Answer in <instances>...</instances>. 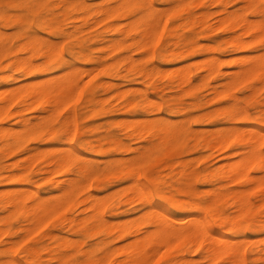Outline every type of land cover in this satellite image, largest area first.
Returning <instances> with one entry per match:
<instances>
[{"label":"rangeland","instance_id":"obj_1","mask_svg":"<svg viewBox=\"0 0 264 264\" xmlns=\"http://www.w3.org/2000/svg\"><path fill=\"white\" fill-rule=\"evenodd\" d=\"M16 1L0 0V17L2 18H0V30L3 34L5 33L4 39L10 45V50L0 60V88L17 82L42 79L51 76L50 74L60 73L62 70H69V72L75 70L77 75L79 73L81 88L78 96L58 113L59 115L55 120L57 130L54 135L48 132L36 135L27 134L25 132L27 129L20 118L31 117L32 120H36L35 115L39 114V112L34 109H24L19 115L14 113L19 110V105L17 103L12 105L11 114L0 122V126L4 124L11 133V129H13V133H22V144L13 152L0 150V173L6 175L15 171H26L22 186L34 188L40 194H46L49 191L55 193L58 191V185L63 183L64 179L66 182L76 177L75 171L81 162L88 160L98 168V173L92 180L94 182L91 183V190L97 197L101 196L105 200L104 214L106 219L112 222L113 229L102 230L96 228L97 222L92 217L95 207L92 206V202H87L90 205L81 203L80 200L83 195H80L77 200L67 207L42 219H46L43 222L38 221L27 226L23 216L22 222L19 217L10 221L8 223L9 231L0 236V263L4 264L7 262L12 264L14 261L18 263L23 261L24 264H89L91 259L109 257V264H112L122 257V246L120 245H123V242L126 244L127 239V241H130L132 240L131 238L135 237L133 232L119 235L114 227L119 224L120 220L121 223L135 224L132 227L135 228L142 219L144 221L143 214L148 208L143 201L128 198L133 195L131 188L136 178L139 182L145 183L156 206L158 203L163 205L170 215L176 217L185 216L190 212L188 210L193 208L190 204L185 203L186 200L191 201L196 192L199 195V200L204 203L206 190L219 184L217 180L214 182L206 181L204 173L209 169H216L227 160L236 157V155L231 153L234 148L222 151L217 149V147H212L207 142L208 136L214 130L232 126L246 128L259 125L264 130V80L258 81L257 78L252 77L248 80L232 82L230 79L231 72L237 70L242 65V60L244 61V58L247 59L248 55L251 57L264 54V45L253 44L250 47L233 49L226 42L227 39L229 40L236 36H240L245 40L256 35L263 37L264 35L260 34V32L264 28L245 33V28H229L219 21V17L224 13L235 11L240 12L243 16L247 15L246 17L250 20H262L264 15L261 12H257L255 7L246 9L243 0H154L156 6L158 8L161 6L162 8L165 24L156 40L153 53H151V48L140 45L143 36L136 27V25L141 24L138 20L144 13L143 10H120L112 16H107L101 12L95 14L97 7L109 4H102V0H87L89 7L84 11L82 9L78 10L76 6L66 8L58 0H49L48 5L44 6L45 8L42 7L35 12H27L22 9V24L13 20L4 21L3 13L13 15L18 12ZM110 3L113 4L112 2ZM175 3L179 5L176 6ZM85 14L88 15L87 20H80L79 17H76L77 15ZM42 16L52 19L54 27L59 26L66 33L58 34L55 33L53 28H44L40 22ZM100 16H102V19ZM133 20L134 22L137 20L136 24ZM114 23H118L120 26L128 28V30L125 32L110 30V25ZM127 23L130 26L134 23L133 28H129ZM16 24H20L21 27H13ZM36 34L44 36L49 43L57 42L62 46L63 57L60 65L63 67L55 65L48 73L49 75L42 72L24 74L23 70L17 69L12 63V51L18 50L29 37ZM117 39L122 40V44L115 46L112 44V49H110V43ZM76 42H83L89 46L93 50V58L86 60L79 55L71 54L69 49ZM84 47L82 46V48ZM163 47L175 51L181 49L183 53L181 56L174 58L168 53L162 59L157 54ZM237 54L239 55V60L237 59ZM240 54L244 55L243 58ZM19 55L27 56L29 53L20 51ZM212 59L214 60L212 61ZM37 60L42 61L43 59L39 57ZM103 63L107 66L110 64L109 69L112 75L109 76L104 71H100L105 66ZM185 63L186 65L184 66L183 64ZM208 64H215L217 68L208 72L207 68H204L208 67ZM80 66L81 68H84V66L86 68L95 66V71L92 72L91 68H87V70L84 68L85 74L83 72V75L80 73ZM132 67L138 68L137 71ZM75 68L78 69L76 70ZM144 68H152L151 73L145 75L143 71H140L144 70ZM176 68H181L184 72L179 74L181 75L180 80L179 77H175L171 81L169 73ZM88 72L92 74H88ZM6 74H12V78L9 80L2 79L1 77ZM81 74L83 78H80ZM94 75H97L96 78L100 80L110 79L112 85L110 87H97L95 85L97 79L84 86V82ZM188 78L191 79V82L187 81ZM192 83L195 84V87L190 89ZM150 100L157 101V105H160V107L153 110L148 108L146 102ZM234 103H236L240 115L235 119H231L223 112V109ZM168 104L172 109L167 108ZM71 108L75 109L77 121H79V133L73 139L69 138L70 133L64 130L61 125L62 120ZM160 117L169 118L168 120L171 122L182 121L184 128L172 148H158L152 151L142 164V170L151 173L155 181L147 180L143 171L138 177L127 175L121 170V166L118 163H120L121 159H130L137 156V154L140 155L143 147L154 140L152 132L146 131L151 130L146 125L151 120ZM142 124H145V127ZM134 130H143V132L141 135H136ZM81 139L90 141L91 144L104 142V147L109 148V150L102 152L82 149L78 146ZM107 139H119L124 143L125 147L113 149L112 143L107 142ZM69 143L77 149L81 156L83 155L82 157L85 156V160L75 161L69 167L63 166L59 168L53 163L54 159L52 157L54 158V154L52 152L42 151L39 153L41 148L42 150L62 148L64 146L67 147ZM126 147L131 148L125 149ZM196 155L198 158H196ZM29 158L30 165H28ZM48 167L50 170H48ZM254 173L259 176L262 175V179H264V171ZM156 185L166 195L183 201L185 208L174 206L169 199L160 198L156 193ZM14 186V182L5 177L0 180V191ZM226 187L232 189L237 188L238 185L231 182ZM105 192L109 194H105ZM253 192L257 193L256 188ZM111 194L112 196H110ZM254 200L255 203L252 210L244 213L241 217L242 227L240 230L227 231L219 228L220 232L226 237L232 238L243 249L245 248L248 264L264 262L263 259L257 260L256 258L259 254L264 256V221L261 220L264 219V196L256 197ZM218 206L225 214L234 215L237 213V207L232 202L231 197L224 198ZM90 211H92L91 215L89 214ZM3 213L4 211L0 209V216ZM192 213L196 214L198 211L192 210ZM138 215L139 217H137ZM206 216L208 221L212 220L209 213ZM132 219L134 221H131ZM21 224L22 230L20 229ZM144 225L150 228L153 227L149 220L145 221ZM243 239L246 243L243 242ZM14 240H22V242L19 246L10 248L11 242ZM30 247H36L38 254V260L36 261L38 263L30 261V253L28 252ZM183 248H185L184 243L171 247L167 252L165 247H163L154 258L153 264H157V261L160 264H166L167 257L181 253ZM109 253L111 255L108 256ZM186 256L201 259L199 253L187 254ZM11 259L13 262H9ZM202 262L207 264L210 260L204 259ZM215 264L224 263L217 262Z\"/></svg>","mask_w":264,"mask_h":264},{"label":"bare ground","instance_id":"obj_2","mask_svg":"<svg viewBox=\"0 0 264 264\" xmlns=\"http://www.w3.org/2000/svg\"><path fill=\"white\" fill-rule=\"evenodd\" d=\"M58 1L64 4L66 8L70 6H76L78 10L82 9V11H84L87 9V7H89L87 0H58ZM243 1H244V7L246 9L255 7L257 12H261L264 15V3H262L264 2V0H243ZM110 2H112L113 4H111ZM48 3L49 0H17L16 6L18 8V12L14 13L13 15H10L8 13H3L2 14L3 20L4 21L13 20L22 24V9H24V11L27 12H35L41 9L42 7L47 6ZM101 3L102 4L109 3V4L106 6L101 5L97 7L95 14L101 12V13H105L107 16L110 15L112 16L120 10L129 11L130 9H138L136 7L137 5H143L144 13L141 15V17L138 20V22H140L141 24L138 26L136 25V27L141 31V34L143 36V39L141 40L142 43H140V45L142 44L144 46H148L149 48H151V53H153L156 40L158 39L161 30L163 29L165 24V21H163L164 14L162 13L161 6H159L160 8H158L154 3V0H102ZM178 5L176 4V6ZM163 7L166 8V6L164 5ZM102 16H100L101 19ZM246 16L245 15L243 16L240 12L235 11L232 13L230 12L224 13L223 15L218 17L220 23L224 24L226 27L229 28L242 27L245 28L244 30L245 33H251L253 32V30H258V29L261 30L262 27L264 28V17L262 20L259 19L250 20ZM76 17L77 18L79 17L80 20H87L88 15L86 14L77 15ZM40 22L44 28H53L55 30V33L58 34L66 33V31L63 28L59 26L54 27V25L52 24L53 23L52 19H49L45 16H42L40 18ZM136 22L137 20L134 23L136 24ZM134 23H132V26H130V24L128 25V23L127 25L129 26V28L130 27L133 28ZM110 30L125 32L128 30V28L120 26L118 23H114L110 25ZM261 31L262 32H260V34L264 35L263 33L264 30ZM4 34L0 30V60L10 50V45L8 44V42L5 41ZM262 39H264V36L261 37V35L258 36L256 35L253 38H249L248 40H245L240 36H236L230 38L229 40L227 39L226 42L233 49H239V48L250 47L253 44H262L261 43ZM121 41L122 40L120 39L114 40L113 42L110 43L109 48L112 49L111 47L112 44L114 46L121 45L122 44ZM82 46L85 47L82 48ZM72 47L71 49H69V52L73 55H79L80 57L86 60L92 59L94 56L93 50L89 46L85 45V43L83 42L81 43L76 42L73 44ZM20 51H27L29 55L27 56L22 55L23 56L22 57L20 56L21 54L19 55ZM168 53L169 55H171L172 58H174L176 56L177 57L181 56L183 50L179 49L175 51L163 47L158 51V54L156 52L157 56L162 59L165 58V56H167ZM238 54L237 57L239 56ZM12 56H13L12 63H14V67L16 66L17 69L23 70L24 74H34V73L42 72V73H47L46 75H49L48 73L55 65H60L62 63L61 59L63 57V50H62V46L57 42L49 43L47 42V39L44 36L40 34H36L29 37L26 40V42H24L18 48V50H13ZM241 56L243 58L244 55ZM39 57H42L43 60L38 61L37 58ZM214 59H212V61ZM237 59L239 60V57ZM237 59H236V63H237ZM217 61L218 60H216V62ZM216 62L214 61V63ZM240 62L238 61V63ZM221 64H223V62H221ZM103 65H105V63H103ZM115 65L117 66V64ZM183 65L185 66L186 63ZM105 66L104 68H101L102 70L100 71H104L105 74L109 76L112 75L109 69L110 64L108 65L109 67L107 65ZM92 67L93 66L87 68L89 69L91 68L92 72H94L95 66L93 68ZM80 68H79V70H81L80 73L83 74L84 68L86 67L85 66L84 68L82 67L83 71L82 68L81 69ZM204 68H207V71L211 72L217 67L215 64H208V67L206 66ZM134 69H136L137 71L138 68H134ZM140 71H143L145 75H149L152 71V68H144V70L142 69ZM73 72H69V70L68 71L62 70V72L60 73L53 75L50 74L51 76H47L42 79L41 78L33 79L28 82H17L15 84L7 85L0 88V122L3 121V119L6 116L11 114L12 105L14 103H17L20 108L14 113H18L19 115H21V112L24 109H34L39 112V114L37 113L35 115V117L37 118L36 120H32L31 117L20 118L21 121L23 120L25 128L27 129L25 131L27 134L36 135V134L48 132L54 135L57 130V127L55 125V120L57 119L56 117H58L59 115L58 113L62 110L63 107L69 105L71 101H73L78 96L79 90L81 88L80 80L78 77L79 73L77 72L78 73L77 75L75 74L76 73L75 70H73ZM183 72L184 70L181 68H176L171 70L169 73L170 80L173 81L175 77H179L180 80L181 75L179 74ZM231 73L232 75L230 76L231 77L230 79L232 82L236 80L244 81L251 79L252 77L257 78L258 81H263L264 54H260L258 56H251V57H249L248 55L247 59L244 58V61L242 60V65L237 70H234ZM82 74L80 75V78H83ZM88 74H92V73L88 72ZM11 76L12 74H6L1 78L4 80H9L10 78H12ZM96 77L97 75H94L88 81L84 82L83 85L84 86L88 85L93 80H97L98 78ZM187 81L191 82V79L188 78ZM95 85L97 87L98 86L110 87L112 83L110 82V79L109 80L98 79ZM193 87H195V84L192 83L190 89ZM251 103H247V104H251ZM157 104L158 102L153 100L146 102V106L148 108H151L152 110L154 108L157 109L160 107V105ZM249 107L251 108V106ZM167 108L172 109L169 104ZM223 112L231 119H235L240 115L236 103L225 107L223 109ZM168 119L165 117H160L151 120L150 123L146 125L148 126L149 129H151L146 131L152 132V135L154 136V140L149 145L143 147V149L140 151V155L137 154V156L132 157L130 159L124 158L120 160V163H118V165L121 166L120 168L123 172H125L127 175H130L132 177H138L139 174L142 173L143 171L147 180L155 181V178L152 176L151 173H148L146 170H142V164L145 162V160L152 151L158 148H169V149L172 148V146L176 143L178 137L180 136L182 129L184 128V124L182 123V121L171 122ZM78 122L79 121H77L75 109L71 108L68 114L61 122V125L64 128V130L70 133V137H69L70 139H73L79 133ZM142 125L143 127H145V124ZM11 131L12 133L8 131V129L5 127L4 124L3 126H0L1 151L13 152L21 146L23 134L13 133V129H11ZM134 131H136V135L137 134L141 135V133L143 132V130H134ZM208 137L209 139L207 140V142L210 143L212 147H217V149H220L222 151L224 150L227 151L231 148H234V150L231 153L233 155H236L234 159L227 160L225 163L219 165L216 169H209L204 173V179L206 181L214 182L215 180H217L219 184L216 187H212L206 190V200L204 203H202L199 200L198 197L199 195L198 193L195 192L193 199L191 201L190 200L185 201L186 204H190L191 207H193L192 209L188 210L190 212L187 213L185 216L176 217L170 215L166 211L163 205L158 203L156 206L155 202L150 197V192L146 188L145 183L139 182L137 178L136 180L134 179L135 182L133 183L131 188L133 195L128 198L129 199L135 198L141 200L145 203V205L148 208L146 209V212L143 214L144 221H142L143 220L142 219L140 223H137V226L135 228H132L135 224L127 223V222L121 223L120 220H119V224H117L114 227V229L119 233V235H124L127 232H133V234H135V237L131 238L132 240L130 241H127L128 240L127 239L126 244L125 242H123L124 243L123 245L120 243L121 244L120 246H122L121 248L122 257L117 259L112 264H153L154 258L160 252V249L162 250V248L165 247V250L167 252L171 247L175 245H180L181 243L182 244L184 243L185 248H183L181 253L167 257L168 260L166 264H205L202 262L204 259L210 260V262L207 264H215L217 262H223L224 264H248V258L244 251L245 248L243 249V247H241V245L238 244V242L236 243L232 238L226 237L222 232H220L219 228L227 231L240 230L242 227L241 217L244 213L252 210V207L255 203L254 198L259 196H264V179H262V175H260L261 176L260 177L259 175H257V173L256 174L254 173L257 171H264V151L261 150L262 148H264V130L259 125L248 126L246 128L245 127L237 128L232 126L220 130H214ZM106 141L112 143L113 149H119L125 147L124 143L119 139H107ZM103 143L104 142L91 144L90 141L81 139L78 143V146L82 149H88L92 151H102V152L108 151L109 148L104 147ZM129 148L131 147H126L125 149H129ZM42 151L52 152L54 154V158L52 157V159H54L53 163L59 168L63 166L69 167V165L74 163L75 161L80 162L82 160H85L84 158L85 156L82 157L83 155L81 156L78 153L77 149L74 146H72V144L70 143L68 144L67 147L64 146L62 148H49V150L48 148L46 150H42L41 148L39 153ZM36 152L38 151L36 150ZM196 158H198V156ZM28 165H30V158ZM48 170H50L49 167ZM97 173H98V168L94 164H92L88 160L82 161L80 166L75 171L76 177L66 182L64 179V182L58 185L57 192L53 193L49 191L46 192V194H40V192L34 188L28 186H22V182H24L25 180L26 171H15L6 175H2L0 173V180H2V177H5L6 179H9L11 182H14L15 184L14 187L0 191V209L4 211L3 215L0 216V236L9 231L10 228L8 223L12 221L14 218L19 217L22 222V216H23V220H25L27 226L33 224L34 222L35 223L38 221L43 222L46 219L45 220L42 219H44L47 216H51L52 214L57 213V211L67 207L75 200H77L80 195H83L82 199L80 200L81 203L86 204L87 202H92V206L95 207V212L92 215V217H94L97 222L96 228L98 229L100 228L102 230L103 229L112 230L113 224L112 222L106 219L104 214V209L106 206L105 200H103L101 196L97 197L96 194H94V192H92L91 190V183L94 182L92 180ZM231 182L237 184L238 187L232 189L227 188L226 187L227 184ZM16 183L20 185H17ZM255 188L257 190V193L253 192ZM106 193L107 192H105V194ZM156 193L160 198H163L165 200L166 199L171 200V203L174 206L185 208L183 201L178 199L177 200L173 199L170 195L169 196L166 195L165 192L162 191L157 185H156ZM110 196H112V194ZM227 197H231L232 202L237 207V213H235L234 215L225 214L224 211L218 206V204L224 198ZM192 210H197L198 213L196 214L192 213ZM91 212L92 211H90L89 213L90 215ZM207 213L210 214L212 219L211 221L207 220V216H206ZM137 217H139V215ZM146 218L153 226L152 228L144 225L145 221H147L145 220ZM261 220L264 221V219ZM131 221H134V219H132ZM66 223L68 224V222ZM20 229L22 230V224L20 226ZM21 242L22 240L12 241L10 248L19 246ZM243 242H245L244 239ZM36 250H37L36 247L28 248V252L30 253V258H31L30 261L33 263H35V261L38 260L37 259L38 254ZM194 253H199L201 259H196L193 256L190 257L186 256L187 254L191 255ZM109 255L111 254L109 253L108 256ZM256 258L257 260L260 259L264 260V256L260 254ZM108 259L109 257L91 259L89 264H109L110 260ZM6 260L8 259L6 258ZM10 261L13 262L12 259L9 260V262ZM36 263H38V261H36ZM4 264H8V263L6 262ZM12 264H19V263L14 261V263ZM260 264H264V262Z\"/></svg>","mask_w":264,"mask_h":264},{"label":"snow or ice","instance_id":"obj_3","mask_svg":"<svg viewBox=\"0 0 264 264\" xmlns=\"http://www.w3.org/2000/svg\"><path fill=\"white\" fill-rule=\"evenodd\" d=\"M136 7H137L139 10L142 11L144 6H143V5H137ZM13 27L19 28V27H21V25H20V24H16V25H14ZM261 43H262V45H264V39H262ZM65 55H67V53H65ZM261 150L264 151V148H262ZM17 251H19V249H17ZM19 264H23V261H19ZM157 264H160V262L157 261Z\"/></svg>","mask_w":264,"mask_h":264}]
</instances>
